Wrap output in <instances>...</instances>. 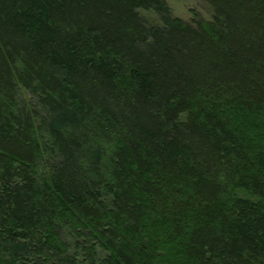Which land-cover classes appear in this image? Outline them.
I'll use <instances>...</instances> for the list:
<instances>
[{
	"label": "trees",
	"instance_id": "1",
	"mask_svg": "<svg viewBox=\"0 0 264 264\" xmlns=\"http://www.w3.org/2000/svg\"><path fill=\"white\" fill-rule=\"evenodd\" d=\"M202 2L0 0V264H264V0Z\"/></svg>",
	"mask_w": 264,
	"mask_h": 264
},
{
	"label": "rangeland",
	"instance_id": "2",
	"mask_svg": "<svg viewBox=\"0 0 264 264\" xmlns=\"http://www.w3.org/2000/svg\"><path fill=\"white\" fill-rule=\"evenodd\" d=\"M166 4L169 6L171 16L176 19L179 18L184 22L189 23L195 17L204 19L209 18L208 10L202 0H166ZM145 15L152 16L151 13H145ZM234 119L237 120L236 117H234ZM242 128L246 130L245 127ZM169 256L172 258V255ZM170 257L168 258L171 259Z\"/></svg>",
	"mask_w": 264,
	"mask_h": 264
}]
</instances>
